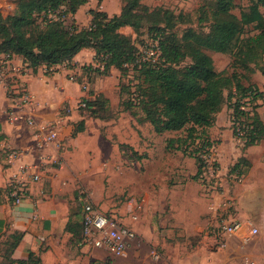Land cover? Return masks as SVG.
<instances>
[{"label": "rangeland", "instance_id": "1", "mask_svg": "<svg viewBox=\"0 0 264 264\" xmlns=\"http://www.w3.org/2000/svg\"><path fill=\"white\" fill-rule=\"evenodd\" d=\"M88 1L90 5H104L103 8L112 16L120 10L124 0ZM19 2L0 0V13L4 17L16 15ZM214 2L142 0V5L147 6L142 8L145 15L143 26L137 30L125 26L121 31L136 44L142 61H158V45L153 35L154 30L165 29L162 26L168 24L164 11L174 14L168 34L180 38L190 28L208 33L213 22L210 10ZM235 4L232 13L240 16L249 1L235 0ZM250 31L251 26L246 29V34ZM206 52L213 58L218 72L249 74L245 69L233 67L231 55L212 50ZM191 62L187 58L180 66ZM92 64L95 61L85 62L86 67L92 66L86 70V78L78 75L76 70L68 77L73 82L80 80L79 88L91 94V99L100 95V100L93 109L82 108L83 98L78 100L81 119L74 122V126L79 127L83 121L84 130L61 149L63 155L60 159L51 163L62 176L61 192L73 196L72 209L77 214L76 220L80 221L83 199L88 197L103 213L128 224V203L145 198L138 222L141 232L137 253L129 256L126 264H246L248 260L264 264L259 259L262 256L264 260V143L249 155L250 159L242 161L239 174L230 171L232 163L222 170L218 149L221 140L212 138L218 154L216 159L210 158L212 168L206 171L202 180L198 179L195 177L197 172L192 174L195 159L189 154L195 143L183 144L181 149L177 147L178 142L174 148L167 147L170 139L185 136L186 132L157 134L144 120L140 106L132 104L135 103L138 74L133 70L121 72L118 69L98 74ZM250 77L251 81L264 84L261 72L250 74ZM244 83L248 81L244 80ZM103 97L107 98V103L102 102ZM229 106L227 98L221 113L224 119L229 117ZM67 108L68 105L64 104L61 110ZM44 124H52L59 129L57 122ZM234 140L233 148L247 153V148ZM231 160L235 162V157ZM235 220L249 230L245 235L253 227L258 228V234L249 238L243 234L224 235L223 228ZM232 240L248 246L250 252L247 255L244 252L245 259L235 263L224 258V250ZM85 248L95 261L84 258L82 264L114 263V259L100 256L93 248Z\"/></svg>", "mask_w": 264, "mask_h": 264}, {"label": "trees", "instance_id": "2", "mask_svg": "<svg viewBox=\"0 0 264 264\" xmlns=\"http://www.w3.org/2000/svg\"><path fill=\"white\" fill-rule=\"evenodd\" d=\"M141 1L124 0L121 12L112 16L106 11L92 9L91 24L79 27L70 15L87 0H20L16 15L4 17L0 13V57L18 55L33 72L45 67L47 73L52 74L55 67L62 64L73 69L75 56L83 49H91L94 71L98 74H108L112 68L121 72L133 70L138 74V80L136 98L132 99L135 103L132 104L140 106L144 120L157 134L186 132L185 136L170 139L167 147L174 148L178 142L177 147L181 149L183 144L195 143L189 154L196 161L195 177L202 180L208 169L204 156L214 145L209 128L215 124L227 98L229 107L234 110L232 116L250 126L244 148L264 139V122L258 112L264 104V89L250 77L257 70L264 75V0H248L249 5L241 10L240 16L232 13L235 0H215L210 10L211 30L204 33L190 28L180 38L168 34L174 14L164 11L168 24L162 26L165 29L154 30L153 35L160 52L158 61H142L136 44L121 31L125 26L136 30L143 26L145 15L142 10L147 6ZM250 26L252 31L246 34ZM207 50L231 55L233 67L245 69L249 74L218 72ZM187 58L192 62L181 67ZM90 67L82 66L85 75ZM99 97L87 100V105L82 108H95ZM234 99L236 101L232 102ZM242 100L252 107L251 111L241 109ZM107 101L103 97L102 102ZM83 130L82 121L74 129L73 136ZM245 159L240 157L230 171L240 174ZM6 192L13 201L10 185ZM76 217L73 213L67 229L72 233L73 241L83 245V212L80 221ZM21 237L16 233L6 241H0V264H43L41 256L34 251H29L26 258L13 257Z\"/></svg>", "mask_w": 264, "mask_h": 264}, {"label": "crops", "instance_id": "3", "mask_svg": "<svg viewBox=\"0 0 264 264\" xmlns=\"http://www.w3.org/2000/svg\"><path fill=\"white\" fill-rule=\"evenodd\" d=\"M90 4L87 0L74 14L70 15V18L74 19L79 27H88L91 24L90 10L99 9L107 12L103 8L104 5L100 7V5ZM122 5L115 14L121 12ZM86 61L88 64L94 63L93 50L83 49L79 52L74 58L73 69L69 65L62 64L56 66L55 71L50 74L47 73L45 67H40L37 72H33L18 55H2L0 57V241H6L13 234H21V240L13 253L14 258H26L29 251H34L41 256L43 264H82L84 258L95 261L87 254L86 246L78 245L73 241V235L67 229L68 222L73 215V196L61 192L62 176L57 172L58 169L51 164L53 159H60L63 155L61 149L65 145L67 147L68 143L77 136H73V131L75 129L74 122L81 119V110L79 111L77 108L78 100L87 96L92 97L91 94L79 88L78 82H73L68 77L69 73L74 70L78 72V75L85 76L82 66ZM114 69L112 68L110 71H114ZM257 85L264 89V84ZM21 90H27L32 95L29 108L38 122L43 124L53 121L59 123L60 147L57 150L50 148L47 154L43 152L41 160L38 158L39 151L34 149L31 129L24 121H15L11 116L12 111L16 108L13 98ZM64 104L68 105V108L62 111L61 108ZM224 106L217 115L215 124L209 128L210 137L221 140L218 149L222 170H225L229 163H232L230 164L232 166L242 156L250 159L249 155L264 143L263 139L259 145L249 146L245 149L247 152L245 154L236 146L234 149L235 140L231 128L232 109L229 108V117L224 119L221 117ZM258 112L264 122V104L258 108ZM12 148H20L25 152L22 159L13 164L8 163L7 160V154ZM234 157L235 162L231 160ZM23 162L39 163L41 180L31 181L29 185L30 197L20 204H15L10 200L6 188L19 164ZM193 167L192 174L195 175L197 172L195 160ZM66 177L68 178V176ZM73 178L76 179L72 176ZM135 226L138 237L128 249L126 256L113 258L103 250L94 249V252L106 259H114L113 264H126L128 257H133L137 253L141 231L138 230V224ZM248 231L243 228L240 234L244 235ZM140 238L142 241L144 240L143 237ZM244 252L246 255L250 253L249 247L232 240L228 248L224 250V258L235 263L244 258ZM259 259L264 261L262 256Z\"/></svg>", "mask_w": 264, "mask_h": 264}, {"label": "built area", "instance_id": "4", "mask_svg": "<svg viewBox=\"0 0 264 264\" xmlns=\"http://www.w3.org/2000/svg\"><path fill=\"white\" fill-rule=\"evenodd\" d=\"M68 22V20H67ZM158 53L159 49H158ZM84 88H86L84 86ZM91 99L89 96L84 97L81 100V106L87 105V100ZM16 108L12 111V117L15 121H24L27 126L31 129L32 140L34 142V149L39 151V160L43 157V152L47 154L50 148L60 147V132L56 126L52 124H43L38 122L29 108L32 102V95L27 90H21L17 92V95L13 98ZM236 99L233 100L235 102ZM241 109L245 111H251L252 107L245 102L241 101ZM234 110L232 109V113ZM249 124L245 121L237 120L233 115L231 117V128L234 138L238 143L245 145L247 140V130ZM25 154L24 150L20 148H12L7 154L8 163H15L22 159ZM218 151L213 145L210 152L204 156L208 169L212 168L210 163L211 159H216ZM53 159V160H57ZM216 171V170H214ZM206 173V172H205ZM204 173V174H205ZM41 180L40 164L36 162L20 163L17 171L11 177L9 185L11 186L10 197L15 204L22 203L25 199L30 197V182H38ZM146 202L145 198L133 202L132 200L128 203V214H130V222L122 223L112 218L109 214L103 213L95 204L88 198L83 199V232L84 237L82 244L83 246L103 250L110 257H124L127 255L128 249L137 239V231L134 227L138 224L140 218V212ZM244 225L242 222L235 220L223 229L224 235L232 236L233 234H240ZM259 232L257 227L250 229L246 238L257 235ZM225 245V244H224ZM158 257V254L155 253ZM246 264H256L254 261H247Z\"/></svg>", "mask_w": 264, "mask_h": 264}]
</instances>
